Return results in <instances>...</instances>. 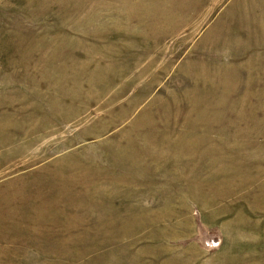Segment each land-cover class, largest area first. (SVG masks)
I'll return each instance as SVG.
<instances>
[{
    "label": "rangeland",
    "instance_id": "obj_1",
    "mask_svg": "<svg viewBox=\"0 0 264 264\" xmlns=\"http://www.w3.org/2000/svg\"><path fill=\"white\" fill-rule=\"evenodd\" d=\"M0 264H264V0H0Z\"/></svg>",
    "mask_w": 264,
    "mask_h": 264
}]
</instances>
